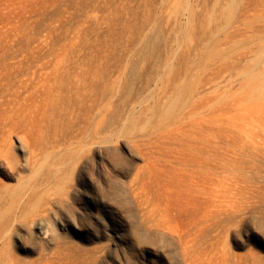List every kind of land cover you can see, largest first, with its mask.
Returning <instances> with one entry per match:
<instances>
[{"label":"rangeland","instance_id":"rangeland-1","mask_svg":"<svg viewBox=\"0 0 264 264\" xmlns=\"http://www.w3.org/2000/svg\"><path fill=\"white\" fill-rule=\"evenodd\" d=\"M0 264H264V0H0Z\"/></svg>","mask_w":264,"mask_h":264}]
</instances>
